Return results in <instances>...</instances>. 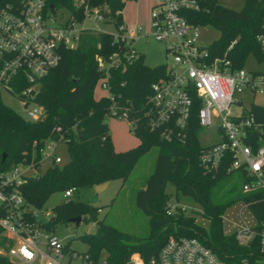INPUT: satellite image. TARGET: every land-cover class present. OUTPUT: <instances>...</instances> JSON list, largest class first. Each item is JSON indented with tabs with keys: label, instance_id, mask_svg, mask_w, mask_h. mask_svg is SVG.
Wrapping results in <instances>:
<instances>
[{
	"label": "trees",
	"instance_id": "1",
	"mask_svg": "<svg viewBox=\"0 0 264 264\" xmlns=\"http://www.w3.org/2000/svg\"><path fill=\"white\" fill-rule=\"evenodd\" d=\"M16 0H0V6ZM126 0H44L47 10L65 9L76 21L84 19V7L97 8L103 22L118 28L123 24L122 11ZM204 9L187 11L189 22L210 26L218 36L209 44L212 56H223L233 66L244 67L249 56L263 60L261 41L264 38V0H242L239 8L225 6L221 0H208ZM132 47L114 34L85 29L80 31L73 48L61 49V60L41 79L35 101L44 109L42 118L31 121L6 106L0 98V171L22 162L37 166L32 144L38 147L46 141L66 144L67 162L49 165L43 173L28 176L21 185V193L31 207H41L54 192L67 188L76 190L125 180L138 160L151 148L158 149L153 172L145 186L136 192L135 203L148 217L146 234L137 236L124 232L112 224L96 219L99 207L84 200H63L45 225L51 230L59 220L88 215L96 220V228L81 237L89 244L86 251L96 258L106 251V264H124L131 253L137 252L144 264H149L169 235L198 238L218 257L235 264L240 256H250L257 264L264 254L256 244L253 251L236 243L234 232L223 230V214L235 201H249L254 196L240 192L246 179L239 173L221 171L205 173L198 163L201 148L196 113L200 107L194 101L189 120L187 139L165 140L151 130L143 114L150 86L166 72L165 64L148 66L142 54L130 57ZM115 63L107 69L110 92L128 110L133 122L132 132L138 138L136 146L127 150L114 149L106 123L110 100L94 97L96 83L105 71L99 59ZM249 114L264 123V106L252 104ZM6 154L4 161L2 155ZM169 187L174 198H185L196 203L206 224L196 216L179 208L166 212ZM262 203H250L258 220L264 217L259 210ZM0 227V232H1ZM0 264H18L0 254Z\"/></svg>",
	"mask_w": 264,
	"mask_h": 264
},
{
	"label": "built area",
	"instance_id": "2",
	"mask_svg": "<svg viewBox=\"0 0 264 264\" xmlns=\"http://www.w3.org/2000/svg\"><path fill=\"white\" fill-rule=\"evenodd\" d=\"M206 1L152 0L147 34L164 43L165 55L170 61L165 64V75L151 84L143 114L148 127L163 139L183 143L187 139L194 101L198 100V130L206 127L214 135L212 142L201 145L199 166L213 175L221 171L241 174L246 179L241 192L255 197L243 201V205L249 207L250 203L258 202L262 203L259 210H264V123L249 114L252 104L264 106L255 100L256 96H264V70L237 68L227 57L212 56L209 44L201 40L204 27L189 22L185 15L187 11L206 8ZM88 16L95 21L104 19L97 8H92ZM85 29L99 30L76 21L70 14L62 15L59 9L47 10L44 0H16L0 6V98L7 94L16 99L21 106L20 115L27 120L42 118L44 109L35 101L41 79L58 65L61 49L75 47L80 31ZM114 37L132 47L128 42L134 39L127 35L124 24ZM258 39L264 55V38ZM135 53L132 47L130 57ZM113 63L114 57L109 63L99 59L105 74L96 86L110 100L107 117L126 120L133 127L127 108L109 90L106 73ZM61 143L49 140L38 147L34 141L37 166L24 160L0 171V234L6 232L15 239L6 247L0 246V254L18 264H106V256L99 259L86 251L68 250L46 228L49 217H41L39 210L26 204L21 193V185L28 176L36 174L42 161L62 162L55 154ZM31 170L34 173L30 174ZM75 190L73 187L63 190L64 200H71ZM177 208L186 211L187 207L168 200L167 213ZM250 210L254 222L242 219L236 223L234 237L249 252L256 244L264 254V217L258 220L254 210ZM258 261L257 264H264V257ZM124 264H144V261L134 252ZM149 264L231 263L222 260L196 237L169 235ZM235 264H251L250 256H240Z\"/></svg>",
	"mask_w": 264,
	"mask_h": 264
},
{
	"label": "rangeland",
	"instance_id": "3",
	"mask_svg": "<svg viewBox=\"0 0 264 264\" xmlns=\"http://www.w3.org/2000/svg\"><path fill=\"white\" fill-rule=\"evenodd\" d=\"M141 2L142 0H138ZM143 10L139 12V5L133 4L134 0H126L123 9L132 18L127 26V35L134 40L128 43L132 45L134 50L144 57V63L148 66H156L159 64L169 63L170 59L166 57L164 51V43L157 41L153 36L148 35L150 22V7L147 0L143 1L145 4ZM225 6L231 8H239L242 5V0H221ZM92 10L91 7H84V25L87 27L98 28V31H104L115 34L118 33L119 27L115 28L113 24L104 23L103 21H95L89 18L88 14ZM62 15L69 14L65 9L59 10ZM140 30V31H139ZM218 36V32L210 26H205L202 30V43L211 44V42ZM129 40V39H128ZM244 68L251 71L264 70V59L257 60L253 56H249L245 62ZM97 96L104 95V91L95 87L94 90ZM2 102L13 109L15 112L21 114V106L19 102L7 94L1 95ZM256 101L264 104V96H256ZM247 105V103H246ZM234 109V108H233ZM110 137H112V144L114 142V149L117 151L127 150L136 146L139 142L138 138L132 132L131 124L126 120H118L113 118H106ZM199 138L201 145H206L214 139L213 130L209 128H201L199 131ZM158 149L151 148L144 154L135 164L133 170L125 180L116 179L108 183L102 190H95V186L82 188L74 191L73 200H84L90 204L99 207L96 213V219L104 220L115 226L116 228L137 236H142L147 233L149 228L148 215L145 214L135 203L136 192L143 189L145 181L153 172ZM55 154L60 156L62 163L69 159L68 151L65 143L57 146ZM51 164V160L46 159L40 164L39 170L36 173H43L45 169ZM34 173L33 170L29 171ZM241 192V189H240ZM64 200L62 191L52 193L47 200L44 201L41 207H36L39 214L43 218H48L54 212V206ZM167 200L172 202H180L184 204L187 214L196 216L197 221L206 224V219L201 217L199 206L185 198L176 200L174 198V191L169 187L167 193ZM243 200L233 202L223 214V230L225 233L233 232L236 223L241 222L242 219L253 223L254 216L249 207L243 205ZM96 228V220L88 215H84L78 223L71 220L56 221L51 229L59 239H61L67 246L68 250H74L83 253L88 250L89 244L81 237L85 232H92ZM15 242V239L10 234L3 232L0 234V246L6 247L8 244ZM106 256V251L102 249L99 254V259Z\"/></svg>",
	"mask_w": 264,
	"mask_h": 264
},
{
	"label": "crops",
	"instance_id": "4",
	"mask_svg": "<svg viewBox=\"0 0 264 264\" xmlns=\"http://www.w3.org/2000/svg\"><path fill=\"white\" fill-rule=\"evenodd\" d=\"M143 1L144 0H142L141 2H139L138 0H134V2H133V4L134 5H136V6H138L139 5V12H140V10H141V8H142V10H143V8H144V6H146V1H145V4H143ZM148 1V4H149V0H147ZM152 2V0H150V3ZM141 13V12H140ZM122 17H123V24L125 25V26H128V24H129V22H132L131 20H132V18L126 13V11H125V9H123V11H122ZM95 92V91H94ZM103 96V95H102ZM94 97L95 98H98V97H100V96H97L95 93H94ZM111 139H112V137H111ZM113 145H114V142H113ZM108 185V184H107Z\"/></svg>",
	"mask_w": 264,
	"mask_h": 264
},
{
	"label": "water",
	"instance_id": "5",
	"mask_svg": "<svg viewBox=\"0 0 264 264\" xmlns=\"http://www.w3.org/2000/svg\"><path fill=\"white\" fill-rule=\"evenodd\" d=\"M6 157V154H3L2 155V158H1V161L3 162L4 159ZM108 183H103V184H100V185H96L95 186V190L99 191V190H102L103 188H105L107 186ZM81 219V216H75V217H72L70 218L71 221H74L75 223H78Z\"/></svg>",
	"mask_w": 264,
	"mask_h": 264
}]
</instances>
